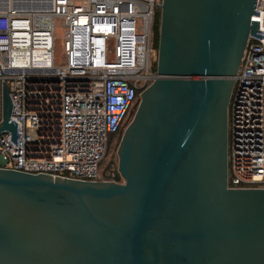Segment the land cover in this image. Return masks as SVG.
Listing matches in <instances>:
<instances>
[{
	"label": "water",
	"instance_id": "1",
	"mask_svg": "<svg viewBox=\"0 0 264 264\" xmlns=\"http://www.w3.org/2000/svg\"><path fill=\"white\" fill-rule=\"evenodd\" d=\"M256 3L162 0L158 76L105 181L0 169V264H264V190L227 188L234 78L263 39ZM3 101L0 134L17 146L5 84Z\"/></svg>",
	"mask_w": 264,
	"mask_h": 264
},
{
	"label": "built area",
	"instance_id": "2",
	"mask_svg": "<svg viewBox=\"0 0 264 264\" xmlns=\"http://www.w3.org/2000/svg\"><path fill=\"white\" fill-rule=\"evenodd\" d=\"M34 2L0 0V125L4 84L17 124V146L10 132L0 134V169L101 182L112 139L157 79L162 0ZM255 12L263 39L250 36L229 104V190H264V0ZM56 19L65 27L62 65Z\"/></svg>",
	"mask_w": 264,
	"mask_h": 264
},
{
	"label": "rangeland",
	"instance_id": "3",
	"mask_svg": "<svg viewBox=\"0 0 264 264\" xmlns=\"http://www.w3.org/2000/svg\"><path fill=\"white\" fill-rule=\"evenodd\" d=\"M23 2H31V0H22ZM45 1V0H41ZM44 5V4H42ZM55 35H56V45H55V64L62 65L64 62V41H65V27L64 23L60 19L55 20ZM136 113V110H133V116H128L127 122L123 128V132L126 131L128 126L133 121V117ZM118 144H119V135L114 139H112L109 152L106 158L104 159L103 163L100 166V172L102 169L108 167L112 164L114 167L118 165Z\"/></svg>",
	"mask_w": 264,
	"mask_h": 264
},
{
	"label": "trees",
	"instance_id": "4",
	"mask_svg": "<svg viewBox=\"0 0 264 264\" xmlns=\"http://www.w3.org/2000/svg\"><path fill=\"white\" fill-rule=\"evenodd\" d=\"M160 20H161V11H158L156 13L155 20H154V45H155L156 50H158V45H159ZM156 70H157V64L155 66V71ZM139 96H140V93H138V97Z\"/></svg>",
	"mask_w": 264,
	"mask_h": 264
},
{
	"label": "flooded vegetation",
	"instance_id": "5",
	"mask_svg": "<svg viewBox=\"0 0 264 264\" xmlns=\"http://www.w3.org/2000/svg\"><path fill=\"white\" fill-rule=\"evenodd\" d=\"M106 168L102 169V172H101V175H102V178H103L102 181H105V177H107V176H109L111 174L109 172L104 173V171H105ZM114 169H115V167L111 164L110 165V171H113Z\"/></svg>",
	"mask_w": 264,
	"mask_h": 264
},
{
	"label": "bare ground",
	"instance_id": "6",
	"mask_svg": "<svg viewBox=\"0 0 264 264\" xmlns=\"http://www.w3.org/2000/svg\"><path fill=\"white\" fill-rule=\"evenodd\" d=\"M20 2L23 3L24 5H25V4H27V5H31V7H27V8H33V9H35V8L39 7V5H38V6L35 5L34 0H31V2H28V3L23 2L22 0H20ZM42 2H43V1H42ZM29 3H30V4H29ZM19 6H20V5H19Z\"/></svg>",
	"mask_w": 264,
	"mask_h": 264
}]
</instances>
